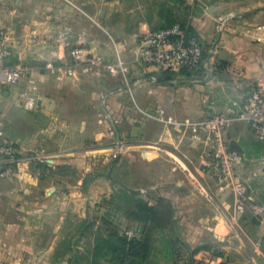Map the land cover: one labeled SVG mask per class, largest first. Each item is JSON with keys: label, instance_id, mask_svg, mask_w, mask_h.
Masks as SVG:
<instances>
[{"label": "crops", "instance_id": "obj_1", "mask_svg": "<svg viewBox=\"0 0 264 264\" xmlns=\"http://www.w3.org/2000/svg\"><path fill=\"white\" fill-rule=\"evenodd\" d=\"M163 5V0H24L19 51L24 58L32 55L37 62L53 60L61 67L50 74L35 63L26 68L23 80L5 86L3 92L1 100L5 106L0 133L12 140L21 153L19 174L11 179L0 178V264H51L57 260L56 253L62 243L69 251L79 254L85 253L87 245L96 243L94 238L91 243L86 239L93 217L91 205L97 201L92 202L84 192L87 163H83L84 152L75 156L73 142L88 140L91 125L99 134L102 120H106V109L112 120H122V111L129 103L118 99L120 93L112 95L120 89L105 99L106 81L100 67L94 73L89 64L74 69L71 63L75 46L85 50L88 60L130 65L135 77H139L134 86L136 100L149 109H163L180 121L231 114L237 107L240 110L247 88L264 82V25L260 18L257 46L251 47L248 41L243 47L241 69L237 73L204 69L192 77L175 72L166 83L153 82L139 62V38L172 26L166 25ZM32 36L33 46L28 49V38ZM201 42L206 49L205 42L202 39ZM253 49H257L256 54ZM214 56L209 60L214 61ZM24 94H30L36 102V95H40L47 105L44 111L50 114L45 116L46 121L26 117L22 105ZM134 119L135 116L131 118ZM90 120L95 122L92 124ZM225 139L238 154L237 176L248 183L249 178L245 180L242 176L251 171L261 172L251 161L262 155L264 145L244 120H234L226 130ZM177 140L184 147L176 149L172 156L166 155L157 163L146 162V170L162 168L163 172L161 182L150 186L151 192L147 194H156L159 200L170 204L172 217L167 220L171 222L169 226H175L147 232H143L141 224L134 226L136 232L144 233L139 247L145 249L147 261L234 264L233 254L243 255L253 250L261 258L264 253L262 199L254 191L250 195L246 183L247 213L241 217L243 221L230 222L228 219L234 215V193L223 191L212 175L209 164L213 144L204 137L193 140L189 134L180 135ZM51 141L57 145L48 153ZM39 147L42 154L30 156ZM37 158L40 161L50 158L53 164L32 165ZM59 166L76 169V175H56L52 169ZM146 203L161 213L149 196ZM228 223L237 225L234 228L240 230L238 234L244 239L235 240ZM119 239H113V245H119ZM69 257L67 254L54 264L68 261Z\"/></svg>", "mask_w": 264, "mask_h": 264}, {"label": "rangeland", "instance_id": "obj_2", "mask_svg": "<svg viewBox=\"0 0 264 264\" xmlns=\"http://www.w3.org/2000/svg\"><path fill=\"white\" fill-rule=\"evenodd\" d=\"M163 4L167 26L180 25L189 34L197 35L205 42L206 67L204 69L213 72L234 71L237 73L240 71L243 47L247 46L248 41L251 43V47L256 48L257 46L259 18L263 23L261 25H264V0H163ZM23 5L24 0H0V44L5 42L11 51V66L28 68L39 63L43 72L51 74L61 67L58 63L56 64L53 60L37 62L32 55L24 58L22 52L19 51L17 42L23 20ZM30 32L32 33L33 30L31 29ZM33 39V36L28 38V49L32 48ZM253 52L256 54L257 49H253ZM262 54L264 55V51ZM212 55H215L214 61L209 60ZM211 62L213 63L210 66ZM50 64L52 67L49 66ZM85 64L92 65L89 68L92 73L99 67L102 70L106 81V100L110 93L120 89L119 92L112 93V95L122 94L118 99L127 101L129 104L122 111L124 114L122 120H112L109 110L106 109V120H102L103 125L100 127L99 134L97 130H93V125H91L88 140L73 142L75 156L84 152L83 163L84 165L87 163V180L84 192L92 202L97 201L95 205H91L93 217L90 220V232L86 239V242L91 243L94 238L96 243L87 245L84 254L76 253L75 250L69 251L66 244L62 243L56 253L57 260L51 264L64 259L67 254L70 256L69 264H162L161 261H150L151 259L147 261L145 258L130 257L129 246L124 245L126 249L121 247L122 241L130 242L129 234L137 230L134 228L136 224L146 226L147 209L145 206L152 207L149 205L151 201L149 204L146 203L147 196L156 202V206L161 212L157 215L151 214L150 226L152 229L175 227L174 225L169 226L171 222L167 220L172 217L170 204L159 200L156 194L153 196L147 194V191L151 192L150 186L161 182L162 168L158 166V170L152 168L146 170L145 167L146 162L153 160L157 163L162 161L166 155L172 156V152L184 147L183 144H178L177 137L188 134L191 136V134L175 125L158 120V111L161 109H149L144 103L136 100L134 86L138 83L139 77H135L130 65L126 67L120 61L97 62L88 60V57L83 61H76L72 56L71 65L74 69L82 68ZM188 75L193 77L195 74L189 73ZM99 82L101 81L99 80ZM5 90V87H0V120L5 106L2 104L4 100H1L4 99L3 92ZM36 97L38 100L35 101L34 107L31 110L24 109L23 111L27 114V118L30 117V120L36 118V120L41 119L44 122L46 121L45 116L49 117L50 114L44 111L47 109V105H44L40 95L38 94ZM237 108L232 110L231 114H221L227 115L232 120H241L237 117L242 106L240 110ZM134 116L136 119L131 120ZM165 116L169 117L166 111ZM90 122L93 124L95 121L90 120ZM60 143L66 144V142ZM260 143L264 145V142ZM70 144L71 142H68V145ZM55 145L57 142L51 141L47 152L51 153L55 150ZM40 151V147L35 148L33 155L30 156H39L42 154ZM40 159H35L32 165L49 167L48 164H53L50 158L42 161ZM251 164L261 172L251 171L242 178L245 180L249 178V182H246L249 194L252 195L251 192L254 191L253 193L262 199L260 202H264V152L261 156L257 155ZM69 168L71 167L59 166L57 170L52 169V171L58 176L76 175V169ZM240 220L243 221V218ZM94 225L95 229H93ZM234 227L238 228L235 224ZM234 227L228 223V228L236 235V239L235 237L234 239H244L238 234L240 230L237 232ZM252 231L253 228L250 229V232ZM104 235H106V239H104ZM118 238H120L119 245L112 246L113 239L117 240ZM175 241L177 240L175 239ZM104 242L105 245H103ZM243 253V255L233 254L234 264H242L241 262L243 264H264V253L261 258L254 250ZM166 264H172V262ZM174 264L177 263L174 261Z\"/></svg>", "mask_w": 264, "mask_h": 264}, {"label": "built area", "instance_id": "obj_3", "mask_svg": "<svg viewBox=\"0 0 264 264\" xmlns=\"http://www.w3.org/2000/svg\"><path fill=\"white\" fill-rule=\"evenodd\" d=\"M139 62L145 67L149 78L158 81L162 73L184 72L188 75L204 69L205 46L197 35L189 34L180 25H172L142 35L139 38ZM12 53L6 43L0 44V87L19 83L26 76V68L10 66L7 61ZM76 61H83L85 50L81 47L72 50ZM52 67V64L49 65ZM22 103L26 110H31L35 99L30 94H24ZM237 118L246 121L259 142H264V82H257L247 88L240 114ZM236 118V119H237ZM158 120L184 129L191 134V139L205 138L213 144L210 154V168L218 186L223 191L231 190L234 193V215L230 222L239 221L249 208L248 188L236 174L237 152L233 151L225 139V133L235 120L225 114H213L197 120H176L165 116V110L158 111ZM20 149L18 146L0 133V178L11 179L19 174ZM130 237L136 233L130 232ZM61 264H69L65 261Z\"/></svg>", "mask_w": 264, "mask_h": 264}, {"label": "trees", "instance_id": "obj_4", "mask_svg": "<svg viewBox=\"0 0 264 264\" xmlns=\"http://www.w3.org/2000/svg\"><path fill=\"white\" fill-rule=\"evenodd\" d=\"M192 35H194V34H192ZM205 58H206V53H204V59ZM181 73H184V72H181ZM173 75H174L173 72L162 73L158 77V82L159 83H166L167 80H168V77L169 76H173ZM145 207L147 209V211H146V213H147L146 216L147 217L145 218L146 226L144 227L145 231H143V232H147L148 230L152 229V226H150L151 221H152L151 214L157 215V213H158L153 207H149L147 205ZM134 232L136 233V235L134 237H130V242L127 243V242L122 241V246L121 247H124L126 249V247L124 245L129 246L128 250H129L130 257L140 258V259H144L145 258L146 259L145 249L142 248V247H139L142 239H144V233L143 232L142 233L141 232H136V231H134ZM120 245H121V243H120ZM112 246H114V245H112ZM116 247H119V246H116Z\"/></svg>", "mask_w": 264, "mask_h": 264}]
</instances>
